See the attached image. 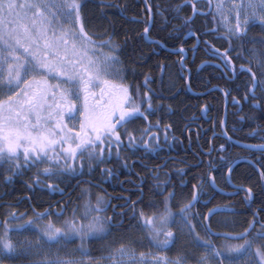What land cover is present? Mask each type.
Here are the masks:
<instances>
[{
  "label": "flooded vegetation",
  "instance_id": "af4514ba",
  "mask_svg": "<svg viewBox=\"0 0 264 264\" xmlns=\"http://www.w3.org/2000/svg\"><path fill=\"white\" fill-rule=\"evenodd\" d=\"M178 6V11H181L182 15L175 14L173 24L169 23L155 29L161 35L164 33L166 39L150 36L153 30L152 24L148 38L154 42L147 45L153 54L157 56L164 54L163 57L166 59L177 62L181 68L180 76L184 81L189 70V86L191 77L203 81L204 86L199 85V89H191L196 94H191L184 84L183 93L193 97L192 104L189 103L184 111H175L170 100L176 99V93L154 101L148 92L150 99L144 102L140 112L134 114L128 123L127 129L132 133L131 138L125 133L121 137V144H113L110 152L108 147L98 150L104 156L103 164L94 161V170H89L87 162L81 163L77 158H72L74 166L82 168V175L67 177L57 176L55 171L51 175L41 171L37 177L35 168L22 169L20 174L6 172L4 168H0V184L4 186L0 195V232L3 231V226L8 224L11 226L8 230L9 239L11 235L16 234L19 242L31 243L29 252L20 250L14 257L17 264H27L29 260L35 262L45 255L52 256L50 254L56 248V242H49L50 245L36 244L37 229L34 225L25 223L29 216L47 209L49 214L42 219L47 221L51 218L57 226H60V222L66 216L71 217L73 209L76 208L77 219L74 222L84 223L80 219L84 201H89L91 206L95 207L97 196L102 198L100 215L107 225V230L102 232L106 234L105 236L122 237L128 234L134 236L140 232L149 239L161 232L167 242L166 245L154 247L151 251L167 255L173 259L171 262L174 264L176 259H182V264H201L197 255L212 253L213 250L219 252V246L231 250L246 246L235 261L243 259L248 253L251 264H264V210L257 207L248 215L249 203L254 199V191L248 185L232 181L229 176L232 185L251 189L252 196L246 199L247 191L243 189L235 192L226 179V172L235 160L242 158L250 160L238 164L249 166L254 171L264 163V141H259V132H248L243 126L242 110L246 105V95L245 93L236 95L233 88L236 81L243 82L251 71L248 67V51L246 50L243 55L241 47V43L247 40L235 38L229 30L219 24L212 12L210 0H187V2L181 0ZM184 17L190 19L185 21ZM255 24H264V22L248 23L244 29ZM172 36L178 38L173 39ZM194 43L198 47L193 48ZM164 46L183 50L173 54L165 50ZM213 46L215 49L229 48L227 56L230 63L225 54L213 50ZM25 80L29 82L28 85L25 86L23 82L20 90L16 89L11 95L9 92L5 95L3 90L0 92V100L4 101L5 116L8 114L9 99L15 104L16 99L23 96L24 91L45 86L40 83L41 80H45L42 77H28ZM104 80L128 88L122 79L118 81L113 78H103L99 81ZM216 87L218 89L208 91ZM236 89L242 94L241 88ZM107 91L112 92L113 97L117 96L115 90L108 88ZM253 91L262 92L264 95V87H261L260 80L255 83ZM217 93L221 99V106L216 111L214 97ZM99 94L100 88L94 93L95 100L92 96L89 97L93 108L97 102H100ZM24 107L23 115L34 121L35 114L27 111L26 105ZM74 113L75 108L71 112L65 111L64 123ZM17 114L13 113V115ZM94 115L100 120L103 114L102 111L97 110ZM119 131L123 132L124 127L122 126ZM145 140L149 141L152 147H145ZM235 142L255 146L260 150H247ZM220 154L231 157L226 168L222 162L216 163V158ZM236 165L230 172L235 175H237ZM43 167L41 166V169ZM204 168H206L205 180L201 184V171ZM212 180L218 190L235 193L221 194L212 187ZM15 185L23 187L24 191L18 199L11 200ZM236 202H240L244 207L241 214L247 215L242 221L243 225L234 224V217L240 214L235 209ZM205 206L209 207L204 211ZM213 208L222 211L207 215V212ZM10 212L17 218L13 219L9 215ZM25 212L26 215L20 218ZM17 223H22L24 226L16 228ZM246 230L248 233L239 239L211 235V232L239 235ZM90 235L91 233L84 241L76 235L74 239L61 240L65 244L64 248H75L74 253L77 258L69 259L71 264L101 262L103 254L109 252L103 249H91ZM180 235L191 238L189 249L192 252L188 251V255L182 258L175 249ZM82 243L84 247H81ZM119 243L122 245L124 241ZM133 249L141 252L144 247L135 246ZM142 256L144 255L140 257ZM4 263L11 264V261L5 259ZM209 263L215 264L216 261L211 260Z\"/></svg>",
  "mask_w": 264,
  "mask_h": 264
},
{
  "label": "snow or ice",
  "instance_id": "6c2138e0",
  "mask_svg": "<svg viewBox=\"0 0 264 264\" xmlns=\"http://www.w3.org/2000/svg\"><path fill=\"white\" fill-rule=\"evenodd\" d=\"M145 3L147 4L148 0H145ZM233 4L237 8L243 7L245 9L243 17L245 25L250 20L264 22V0H243L241 4H236L235 0H233ZM18 7L35 8L36 13H41V9L48 8L49 5L46 3L22 5L17 4L16 0H0V20L11 18L12 16L20 19L21 15L16 11ZM51 7L63 9L67 20L72 24L71 28H65L62 36L71 32L74 38L73 48L71 50L68 49L67 40H64V48L61 49L59 47V38L52 41L45 38V50L42 53L45 59L42 60L35 51L30 54L32 60L35 61V67L42 70H51L57 76L66 77L70 82L69 87L62 89L59 84L41 80L40 83L45 85L43 88L24 91L23 96L18 97L15 104L9 99L7 116L4 115L3 111L4 101L0 100V168H4L6 172L11 171L16 174H20L21 170L25 168H35L37 177L41 171L50 175L55 171L57 176L71 177L83 174L82 168L74 166L73 157L77 158L78 162H87L89 170H94V161L100 164L104 163V156L98 150L108 147L110 152L113 144H121V137L125 133L128 138H131L132 133L128 131L126 125L134 114L140 112L144 102L150 98L148 92H144L142 96L137 93L130 97L127 87L111 84L108 80L100 82L99 76L92 71L94 62L84 64V57L81 60L72 58L77 52V39L83 38L84 44L82 46H87L88 44L94 46L97 43V41L91 39V34L86 32V26L80 27L79 32L76 31V26L83 23L79 11L82 8V4L78 0H66L61 5H52ZM161 7L159 4L155 5L157 15L160 14ZM170 7L172 6H165V10ZM189 19V17H184L185 21ZM244 30L239 25L238 14L236 31L240 33ZM25 34H27V29H25ZM172 38L176 39L178 37L172 36ZM102 43L107 44L110 48V51L105 54L106 62L119 65L120 44L112 40L111 34H108ZM196 47L198 45L194 43L193 48ZM48 49H51L54 54L53 59L56 57L61 58L62 67H52L47 61L46 58L49 56ZM213 50L224 53L230 63V59L227 56L229 48L215 49L213 46ZM25 52H29V49L25 48ZM61 52H63V56H61ZM183 59L184 57H182ZM7 73L8 85L15 86L17 91H19L20 80L23 79L20 76L19 65L16 67L9 65ZM0 79H3V77H0ZM28 83L27 80H24L25 86ZM97 87L100 88V102H97L95 108H93L89 97L92 96L93 100H95L94 93L91 90ZM261 87H264V82L261 83ZM108 88L115 90L117 96L113 97L112 92L107 91ZM254 88L255 83L249 85V91H253ZM8 91H11V87L8 88ZM245 99H247V96H245ZM255 103L257 102L254 101ZM25 105L27 106V111L35 114L34 121H30L27 115H23ZM73 108H75L79 116V130L75 127L76 117H73V126L71 128L64 123V112H71ZM97 110L102 111L103 114L100 120H97L94 115ZM13 113L18 114L13 115ZM42 114L44 116L43 119ZM122 126L124 127L123 132L119 131ZM73 133L74 135H72ZM144 144L145 147H152L147 140L144 141ZM58 145L62 146L60 150H58ZM41 166L44 167L41 169ZM209 175L211 176V173ZM247 193L246 199H250L252 196L250 188ZM101 202L102 198L100 196H97L95 207H92L89 201H84L82 215L80 216L84 223L74 222L77 219L76 208L73 209L71 217L66 216L60 222V226H57L51 218L47 221L42 219L43 216H48L49 212L47 209L42 213H34L33 216H29L25 223L32 224L37 229V243L41 242V238L48 244L49 242L59 243L62 239L67 240L73 235L84 241L90 233H102L107 230V225L100 215L102 211ZM9 215L13 219L17 218L11 212ZM25 215L26 212L20 218ZM109 223H111L110 218ZM23 226L24 224L22 223L15 225L16 228H22ZM10 227V225L5 224L3 231L0 232V245H2L0 247V264H4L5 259H9L11 264H17L14 256L18 255L20 250L29 252L31 247L30 242L28 244L11 242L8 237ZM84 246L82 243L81 247ZM27 264H71V261L59 256L53 258L45 255L35 262L29 260Z\"/></svg>",
  "mask_w": 264,
  "mask_h": 264
},
{
  "label": "trees",
  "instance_id": "16d2710c",
  "mask_svg": "<svg viewBox=\"0 0 264 264\" xmlns=\"http://www.w3.org/2000/svg\"><path fill=\"white\" fill-rule=\"evenodd\" d=\"M180 1L148 0V5L153 12L151 37L161 40L166 39L164 33L161 35L155 29L169 23L173 24L175 22V14L177 16L182 15V12L178 11ZM78 2L82 4V8L79 9L83 21L82 25L86 26L85 30L91 34V39L97 41L96 44H102L110 50L109 46L102 42L108 34H111L112 40L120 44L121 78L129 88L130 97L137 93L142 96L144 92H149L155 101L162 97H170L176 93V99L170 100L171 106L173 110L180 112L184 111L189 103L192 104L193 97L188 95V93H183L185 91V81L180 76L181 68L179 64L166 59L163 57L164 54L159 56L153 54L143 39L142 32L147 25L148 14L142 0H78ZM157 4L162 6L159 15L156 14L155 5ZM169 5L172 7L165 10V6ZM239 38L247 40V42L241 43V47L243 55H245L246 50L248 51V67L251 71L243 82L236 81L233 88H235L236 95L240 96L245 93L247 96L246 105H244L242 110L244 128L248 132H259V141H264V95L262 92L249 91V85L258 82V80L261 83L264 82V24H255L247 27ZM203 84L202 80L190 78L191 89H199V85ZM236 88H241L242 94ZM254 101L257 103L254 104ZM220 102L221 99L217 93L214 97L216 111L221 106ZM220 155L216 158V163L222 162L226 168L227 162L230 161L231 157L225 154ZM206 168L201 171V184L205 180ZM236 168L237 175L230 173L232 181L248 185L254 191V199L249 203L248 215L257 207L264 210V163L258 170H255L257 173L244 164H238ZM215 180L218 182L217 178ZM7 188L11 189V187ZM14 188L13 193H11V200L18 199L24 191L23 187L18 185H15ZM3 190L4 186L1 183L0 195ZM208 207L205 206L203 210L205 211ZM235 209L240 214L234 217V224L243 225L242 221L247 216L241 214L244 207L240 202H236ZM227 229L229 228L227 227ZM155 236L159 239L163 237L161 232ZM245 248L246 246L231 250L227 247L219 246V253L224 261L235 260L239 258Z\"/></svg>",
  "mask_w": 264,
  "mask_h": 264
},
{
  "label": "rangeland",
  "instance_id": "374dc122",
  "mask_svg": "<svg viewBox=\"0 0 264 264\" xmlns=\"http://www.w3.org/2000/svg\"><path fill=\"white\" fill-rule=\"evenodd\" d=\"M17 4L29 5L32 3H46L49 5L48 8H42L41 13H36L35 8H17V12L20 13L21 18L17 19L15 16L11 18H5L0 20V92L3 90L4 93L9 92L11 95L15 90V86H9L7 83V69L9 65L16 67L19 65L20 76L23 79L20 80V85L28 77H42L49 83H56L61 85V88H68L69 81L66 77L57 76V74L51 70H42L35 67V61L32 60L31 52L35 51L41 59H45L42 56L44 48V39L47 38L49 41L59 38V47L64 48V40L68 41L67 47L69 50L73 48V35L69 32L67 35L62 36L65 28H71L72 24L67 20L65 16V11L61 8L51 7L52 5H61L66 2V0H16ZM59 17V19H57ZM83 25H77L76 31L79 32V28ZM25 29H27V34H25ZM84 44L83 38L76 40V54L72 57L76 60H81L84 57L83 63L89 64L94 62V67L92 69L94 74L99 76V80L107 77H112L114 80L120 81V64H109L105 60V54L109 52L103 45H91L82 46ZM25 48L29 49V52H25ZM49 56L46 58L47 61L52 65V67H62L61 58L56 57L53 59V53L51 49H48ZM63 56V52H61ZM83 70V69H82ZM15 75V73H13ZM11 87V91L8 88ZM73 117H76L75 127L79 130V116L75 111ZM73 117L69 121L68 127L73 126ZM14 228V227H13ZM106 234L93 232L89 236L90 242L89 246L91 249L104 251H109L103 254L101 262L93 264H158L151 262H140V261H130L121 262L117 261H128V259H139L140 255L143 254L141 258H155L152 253L154 247L166 245L165 237L159 239L157 236L153 238H146L140 232L132 236L131 234L122 237L105 236ZM187 235V234H186ZM74 235L69 239H74ZM11 242L19 243V238L16 234L11 235ZM120 241H124L120 245ZM191 238L185 235H180L177 238V245L175 249L180 253L181 258L184 255H188V251L192 252L189 247L191 245ZM37 245H50L41 238L40 243ZM153 245V246H151ZM64 242L60 241L56 244V248L53 249L51 257L55 258L57 256L67 259H75L77 256L74 251L75 248H64ZM74 246V245H73ZM144 247V250L140 252L134 250L133 248ZM2 247V245H0ZM150 250V251H149ZM15 255L14 257H16ZM91 256V255H90ZM201 260V264H210L211 260H215L216 264H251L250 255L247 253L243 259L237 261H224L218 251L213 250L212 253H202L197 255ZM179 264H182V259H176ZM175 260V261H176ZM144 261V260H143ZM78 263V262H76ZM168 264H174L167 261ZM5 264V263H4ZM161 264V263H159Z\"/></svg>",
  "mask_w": 264,
  "mask_h": 264
},
{
  "label": "water",
  "instance_id": "95a60500",
  "mask_svg": "<svg viewBox=\"0 0 264 264\" xmlns=\"http://www.w3.org/2000/svg\"><path fill=\"white\" fill-rule=\"evenodd\" d=\"M143 1V4H144V7H145V9H146V11H147V13H148V23H147V25H146V27L144 28V30H143V38H144V40H145V42L146 43H153L154 41H152V40H149V38H148V34H149V31H150V29H151V26H152V22H153V13H152V10H151V8L149 7V5H148V3L146 4L145 3V0H142ZM158 44H161L160 42H157ZM164 49L165 50H167L168 52H170V53H173V54H176V53H180V52H182V50H180V49H178V50H175V49H169V48H166L165 46H164ZM181 64H182V61L180 62ZM184 69H186L185 67H183ZM188 71V75H187V77H186V80H185V85H186V88H187V90L191 93V94H196V93H194V92H192V90H191V88H190V86H189V70H187ZM216 89H218L217 87L216 88H212V89H210V90H208V91H213V90H216ZM207 91V92H208ZM224 121H225V117L223 118V122H222V127H223V125H224ZM235 144H237V145H239V146H241V147H244L245 149H247V150H251V151H258V150H260L258 147H255V146H247V145H244V144H241V143H237V142H235ZM240 162H250V160H248V159H246V158H242V159H238V160H235L234 162H232L231 164H230V166H229V168H228V170H227V172H226V179H227V181L229 182V184L231 185V187H233L234 189H235V192H237V190H248V189H246V188H244V187H239V186H234V185H232L231 183H230V180H229V176H230V172H231V170H232V168L236 165V164H238V163H240ZM212 187L214 188V189H216L217 191H219L221 194H226V195H231V194H233V193H235V192H232V193H229V192H223V191H220V190H218L217 188H216V184H215V182H214V180H212ZM220 211H222L221 209H219V208H213V209H210L208 212H207V215H210V214H212V213H217V212H220ZM249 230V229H248ZM248 230H246L244 233H242V234H239V235H235V234H231V233H225V232H211V235H213V236H215V237H223V238H227V239H239V238H243L247 233H248Z\"/></svg>",
  "mask_w": 264,
  "mask_h": 264
},
{
  "label": "built area",
  "instance_id": "2783aa9c",
  "mask_svg": "<svg viewBox=\"0 0 264 264\" xmlns=\"http://www.w3.org/2000/svg\"><path fill=\"white\" fill-rule=\"evenodd\" d=\"M225 1L226 0H212L213 10L217 14L218 18L223 22L227 21V16L223 12ZM228 1H230V0H228ZM235 3L241 4V3H243V0H236ZM218 5H219V7H218ZM231 6H232V9L234 10V15H235V18L237 21V16H238L241 9L237 8L235 4H231ZM239 25L241 27V23ZM236 28H237V23L235 25V31H236Z\"/></svg>",
  "mask_w": 264,
  "mask_h": 264
},
{
  "label": "bare ground",
  "instance_id": "6f19581e",
  "mask_svg": "<svg viewBox=\"0 0 264 264\" xmlns=\"http://www.w3.org/2000/svg\"><path fill=\"white\" fill-rule=\"evenodd\" d=\"M122 129H123V128H122ZM143 260H144V261H149V262L152 261V262H157V263L159 262V263H162V261H160L159 259H149V258H147V259H146V258H141V259H140V261H143ZM117 262H121V261H117ZM162 264H163V263H162Z\"/></svg>",
  "mask_w": 264,
  "mask_h": 264
}]
</instances>
